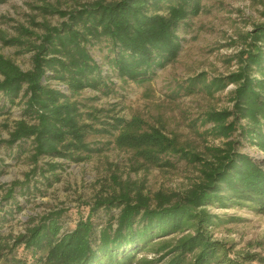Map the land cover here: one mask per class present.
Returning <instances> with one entry per match:
<instances>
[{"label":"trees","instance_id":"trees-1","mask_svg":"<svg viewBox=\"0 0 264 264\" xmlns=\"http://www.w3.org/2000/svg\"><path fill=\"white\" fill-rule=\"evenodd\" d=\"M36 8L62 20L50 24L31 18L32 28L19 26L15 37L0 29L4 45L31 52L28 70L0 54V94L10 103L23 100V118L0 144L12 147L31 140L34 167L25 181L37 170L54 173L60 166L49 162L41 172L37 161L43 156L80 162L98 152L89 139L93 136H110L117 149L130 153L132 171L173 168L177 160L197 165L199 176L184 190L151 194L140 182L112 176L113 191L97 195L71 229L63 228L66 209L54 207L29 219L17 235L0 233V264H264L263 255L235 251L210 231L236 220L210 208L244 207L264 215V158L241 150L249 145L264 153V22L242 36L240 49L231 56L234 70L212 78L201 72L174 89L211 97L233 86L227 91L230 107L208 108L199 119L202 127L208 126L200 134L221 143L198 149L139 115L127 119L96 107L84 111L73 97L86 88L113 86L89 51L103 41L106 64L122 82H150L177 58L180 28L200 13L201 0H93L70 10L48 3ZM49 78L65 85L68 94L49 85ZM17 186L28 189L16 181L5 189L0 204L13 199ZM100 209L105 218L96 222ZM19 248L29 258L19 257Z\"/></svg>","mask_w":264,"mask_h":264},{"label":"rangeland","instance_id":"rangeland-1","mask_svg":"<svg viewBox=\"0 0 264 264\" xmlns=\"http://www.w3.org/2000/svg\"><path fill=\"white\" fill-rule=\"evenodd\" d=\"M90 1L93 0H4L0 2V29L7 37H15L19 26L31 27V18L37 22L59 23L62 19L57 14L42 15L39 12L36 7L42 3L70 10ZM201 4L200 13L187 19L180 28L181 49L177 58L158 69L150 82H122L106 64L107 48L103 41L92 45L89 51L93 59L107 70L106 79L113 82V86L109 90L98 91L86 88L73 98L85 106L84 111L96 107L102 109L105 115L127 119L139 115L147 123L163 127L166 133H174L181 142H189L198 149H202L205 143L219 145L220 139L200 134L208 126L202 127L199 119L208 108L230 107L227 91L233 86L211 97L203 93L186 96L174 92V89L178 83L201 72L212 78L234 70L236 65L231 56L240 49L242 36L252 25L264 22V0H201ZM35 30L38 31L37 28ZM0 54L22 70L31 68V52L24 48L4 45L0 41ZM46 82L68 94L62 83L51 78ZM0 106H3L0 110L2 141L8 139L14 122L23 118V100L19 97L10 103L0 94ZM89 139L100 148L98 152L80 162L43 156L37 161L41 172L49 162L60 163V166L54 173L43 174L37 170L27 181L26 174L34 167L30 157L31 140L17 142L12 147L0 144V200L5 189L16 181L25 182L28 188L20 190L17 186L13 199L0 204V233L3 237L23 232L29 219L54 207L66 209L62 218L63 228L71 229L79 217L88 214V204L97 195L113 191L110 179L115 175L142 183L150 194L159 189L184 190L199 176L197 165L177 160H174L173 168L144 167L138 172L132 171L130 153L117 149L110 142V136ZM241 150L252 157L264 158V153L254 146L243 145ZM210 210L225 219H236L211 228L214 238L233 245L235 251L256 252L264 256L263 214L244 207ZM112 212L117 214L118 210L112 209ZM101 218H105L104 209L97 212L96 222ZM17 253L19 257L26 255L29 258L22 248ZM144 256L150 259L153 254L145 253Z\"/></svg>","mask_w":264,"mask_h":264}]
</instances>
